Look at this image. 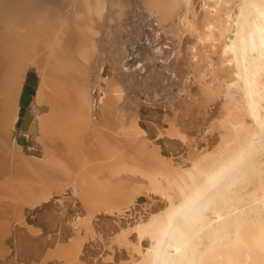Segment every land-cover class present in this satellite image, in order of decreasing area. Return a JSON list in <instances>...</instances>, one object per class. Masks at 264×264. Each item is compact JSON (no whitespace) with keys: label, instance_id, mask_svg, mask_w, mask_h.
Wrapping results in <instances>:
<instances>
[{"label":"bare ground","instance_id":"obj_1","mask_svg":"<svg viewBox=\"0 0 264 264\" xmlns=\"http://www.w3.org/2000/svg\"><path fill=\"white\" fill-rule=\"evenodd\" d=\"M137 1L184 60L170 121L159 79L124 97L132 0H0V264H85L110 231L107 264H264V0Z\"/></svg>","mask_w":264,"mask_h":264},{"label":"rangeland","instance_id":"obj_2","mask_svg":"<svg viewBox=\"0 0 264 264\" xmlns=\"http://www.w3.org/2000/svg\"><path fill=\"white\" fill-rule=\"evenodd\" d=\"M132 2L134 4H132V6L130 5V7L128 8L130 10L127 11L128 15H127V17H125V19L127 20L126 21L127 23L124 24V20H123V27H125V25H127V27L124 30L121 29V31L123 33L119 34L118 35L119 37L117 38V40L118 39L120 40V38L122 39L121 43L128 50L127 53L129 55L128 58H127V68H130L129 69L130 71L129 70H127V71L130 72V73L126 72L125 74L127 76L125 75V78L128 77L129 78L128 80H130V81H128L127 78L125 79V81H128L131 85H129L128 82L124 83L125 86H126L125 88L128 87V89L124 90L126 92V94L128 93L127 95L125 94L124 97L125 96L127 97L130 93H133V92H131L132 89H133V91L136 90L134 83H131L133 78L136 77V79H133V81H134V80L141 79V77H143V79H141V80L147 79L146 84L147 83L153 84L154 80L158 81V79H159V82H160V85H161L160 86V88H161L160 90L161 91L159 92V96H158V99H157L158 101L156 103H153L152 101L150 103L146 102V104L150 105L151 103H153V104H157L158 103L157 104V105H159L158 108L162 111V113H164V114L168 113V116L171 117L172 113L169 112V111H170V109H172V107L169 106V102H170V100L174 99V97H175V95H177L178 91H179L178 92L179 95L182 94L181 93L182 92V85L181 84H182V79H183V75H184V67H183L184 60L181 57L176 59V57L173 55V52H174V51H172L173 48H172L171 45H169L170 42L167 41V40L163 41V43H165V44H163V47H167V49L166 48L162 49L161 53L155 54L154 45L157 42L158 37H156L155 33L152 31L153 28L151 27V25H154L156 23L154 21L155 19L148 17L147 15H145V12L143 11V9L138 8V3H137L138 1L137 0H132ZM140 16H141V18H140ZM130 23H132V24H130ZM116 34H117V32H116ZM152 41H154V42L152 43ZM158 41L160 42V40H158ZM154 55H156V58H154ZM155 64H156V66H154ZM140 66L142 68H139ZM157 66H159V67L157 68ZM136 68H137V70H136ZM132 70H134V71H132ZM138 70H142V71L138 72ZM155 70L158 71V72H155ZM173 70H174V72L172 73ZM135 74H137V75H135ZM155 74H157V75H155ZM129 75H132L131 76L132 79L130 78ZM162 77H165L166 80L163 81ZM138 82H140V80ZM132 85H134V86L132 87ZM179 86H181V87H179ZM130 87H132V88H130ZM129 88H130V90H129ZM179 89H181V90H179ZM127 90H129L130 93H129V91L127 92ZM124 91H123V93H125ZM151 91L149 90L148 92L151 93ZM131 95L132 94H130L129 96L131 97ZM122 97H123V94H122ZM125 103H126V100H125ZM171 119H172V117L168 118L169 121ZM169 121H167V122H169ZM163 122H164V119H163ZM164 123H165L164 127L167 129L168 125L166 124V121ZM23 131H24V129L20 128V131L18 133V138H21ZM199 143L201 145L202 141L199 142ZM178 156H181V154H179ZM141 197H143L147 201L146 200H143L141 202H139L138 200L136 201V204L134 206L135 208L133 210L134 211L133 215L127 217L128 219H130L132 221L135 220V216H139V215L140 216H144L145 213L150 212L151 208L154 205H156L157 202H159L157 199H154L152 201L151 199L146 198V196H141ZM60 200L61 199H59V198H55L53 201H51V203L55 204V203L60 202ZM62 202L68 204L67 207L71 206V204H72V202L69 201V197L68 198L66 197V194L64 195V198H63ZM127 214H131V213L127 212ZM107 216L111 217V215H107ZM127 218L125 219L124 217H120V221H122V220L125 221V220H127ZM114 220L115 219L113 218V220L111 222L113 224L115 223V225H117L116 221H114ZM51 235H55V234L52 233ZM105 236H102V241H100V242H95V240H91L90 241L91 243L94 241L93 242L94 245H96V247L98 246L96 249H95L94 245L92 246V244H90V242H88L89 247L91 248V250H96L97 254L94 253V254H90L89 256H87L86 260L87 261L89 260V261L88 262L87 261H83V262H85V264H96L95 263L96 261H97V264H103V263L105 264L106 261H103V260H105L108 257L110 258V256L114 258L115 263L118 260H122V261L126 262L129 259V255L130 254H129V250L127 248L128 245L125 246L126 248L121 245L122 247L120 246L121 249L119 250L118 249L119 245L115 244V242H111L112 238H110V237H114V234L110 231V234L109 235H105ZM112 251H114V253ZM119 252H120V254H119ZM126 252H128V253L126 254ZM118 257L121 258V259H119ZM13 258H14V256L12 255V256L7 258V261H11ZM101 260H102V262H101ZM107 261H109L108 264L112 263V261H110V260H107ZM1 262L2 261L0 259V263ZM4 264H7V263H4ZM18 264H21V262H19ZM50 264H52V263H50ZM106 264H107V262H106Z\"/></svg>","mask_w":264,"mask_h":264}]
</instances>
